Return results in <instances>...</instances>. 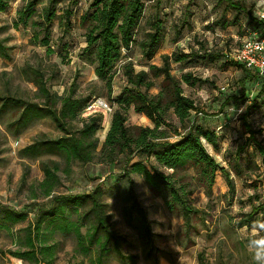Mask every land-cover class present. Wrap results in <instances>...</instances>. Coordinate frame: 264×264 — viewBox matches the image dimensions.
Listing matches in <instances>:
<instances>
[{"label": "trees", "instance_id": "1", "mask_svg": "<svg viewBox=\"0 0 264 264\" xmlns=\"http://www.w3.org/2000/svg\"><path fill=\"white\" fill-rule=\"evenodd\" d=\"M14 1L0 0V12H6ZM39 1H26L18 9L12 27L17 30L21 27L30 28V43H41L47 47L46 55L51 56L55 53L51 47L54 21H58L61 31L58 40L61 44L63 37L74 27L75 10L68 6L58 13L56 7L64 0H47V5L38 11L36 6ZM219 2H227L228 8L235 12L233 19L246 12L252 28L259 29L252 8L238 1ZM144 7L143 0H91L77 19L84 30L86 43L80 56L95 64V74L106 83L109 92L112 91L111 85L119 66L127 79V86L114 101L118 107L100 149L98 132L102 129L103 117L94 115L81 119L92 96L78 95L74 82L63 94L53 92L47 86L49 77L41 67L27 64L20 72L22 78L37 88L34 92L37 102L12 91L8 81L4 90L0 89V117L11 114L10 127L16 133L45 118H50L61 131L62 135L57 138L34 141L24 149L26 154L58 156L67 167L73 162H96L108 166L123 157L124 175L128 179L134 174L141 176L154 194L163 197L168 211L183 218V229L185 233L191 234L199 231L193 220L198 216L204 220L206 217L203 210L194 206L192 196L199 190H203L207 196L211 195L218 173L222 174L232 194L235 192L232 174L243 177L246 171L257 172L256 177L264 181V145L256 141L259 132L245 124V133L249 135L247 142L237 148L226 168L216 161L206 147L207 144L219 150L220 137L215 129L192 124L178 140L170 139L171 132L178 135L173 118L185 126L193 112L203 113L196 102L184 93L183 84L195 86L208 82L192 72L176 77L172 74L173 64L190 65L200 59L215 63L222 58V54L210 52L204 44L199 43L198 50L192 48L189 53L164 55L161 65L151 64L148 70L136 71L130 61L124 60L123 55L130 52L137 42L136 35L144 18ZM187 23L185 19L183 26L176 30L175 39L181 35ZM148 24L149 31L138 44L142 56L152 60L162 44L166 28L159 14L152 16ZM218 25L224 28L236 25V21L226 23V18H221ZM261 34L264 35L263 28ZM62 48H66L65 44ZM11 51L7 39L0 38V58L10 59ZM230 65L242 70L240 81L243 85L250 79L261 80L259 95L264 94V77L229 59L223 67ZM160 78L158 92L150 94V90L156 87V80ZM232 100L244 101L245 98L231 96L221 109ZM131 107L135 113L147 117L153 127L128 125L127 113ZM251 143H255V149L262 157L261 165L249 154H244ZM135 157H145L146 162H134ZM60 167L59 161L41 163L44 179L30 197L33 201L31 207L35 208L34 220H28L27 212L0 203V243L4 239L9 243L5 250L0 249V260L9 256L28 264H56L68 240L73 245V256L81 257L88 264H109L113 255L121 261L135 259V256L124 253V237L112 227V214L103 199L102 184H97L89 192L59 193L56 187L60 183ZM65 172L68 174L70 170L66 169ZM256 200L258 204L253 205L249 213L242 214L237 227L251 226L256 215L264 211V195H257ZM21 222L26 224L17 228ZM199 257L203 261L202 254Z\"/></svg>", "mask_w": 264, "mask_h": 264}, {"label": "rangeland", "instance_id": "2", "mask_svg": "<svg viewBox=\"0 0 264 264\" xmlns=\"http://www.w3.org/2000/svg\"><path fill=\"white\" fill-rule=\"evenodd\" d=\"M28 0H15L6 12H0V38L7 39L12 47L11 58H0V89L4 90L10 81V88L19 94L30 97L33 101L37 88L21 77V69L27 64L41 67L49 77L47 86L53 92L63 94L74 82L76 93L81 96L91 95V101L96 98L104 99L112 111L103 109H84L81 119L101 115L102 129L98 132L99 148L104 142L110 127L113 113L117 109L115 99L127 86L121 66L113 79L111 89L95 74V64L89 63L80 56L86 46L84 30L78 23V18L86 10L91 0H64L57 5L58 13L66 7L75 10L74 27L63 37L59 44L61 31L58 21L52 26L51 47L55 53L47 56V47L31 44L32 30L30 28L14 29L13 21L17 11ZM244 3L252 11L257 9L256 0H232ZM144 18L137 31L132 50L124 53L125 61H130L136 71L148 70L149 65L162 64V56L173 52H191L192 48L199 49V43L204 44L211 52H219L222 58L215 63L205 59L190 65L173 64L172 74L180 78L183 73L192 72L195 76L207 79L205 84L188 86L183 84L184 93L193 99L203 113L193 112L181 126L177 119L172 122L177 133L171 132V140H178L181 134L194 125H202L215 129L220 137L218 151L206 144L208 151L216 161L228 168L229 160L233 158L237 148L246 143L249 137L245 133V124L258 131L256 141L264 145V94L259 95L262 81L256 78L247 80L243 85L240 79L242 70L227 62L229 53L236 49L252 29L247 13L239 14L228 8L227 2L219 0H143ZM47 5V0L38 2L36 8L41 11ZM159 14L164 21L165 34L160 48L152 60H147L141 54L138 42L149 31V20ZM221 18L226 23L236 21V25L222 27L218 25ZM181 35L175 39L176 30L183 26ZM4 28V29H2ZM66 48H62V45ZM162 78L156 80V87L150 94L158 92ZM244 96L245 100H232L231 97ZM128 125L150 126L152 122L144 115L137 114L131 107L128 110ZM219 114V115H215ZM11 114L0 117V203L8 204L14 209L27 212L28 220H34L35 208L31 207L32 191L38 188L44 179L41 163L54 160L61 163L58 173L60 183L56 187L59 193L89 192L97 184L104 188L103 199L108 204L112 214L111 224L117 234L124 237L123 251L135 259L121 261L116 256L110 258L109 264H254L248 250V241L253 237L256 224L264 223V211L256 215V220L249 227L239 228L237 222L242 214L249 213L253 205L259 201L256 196L264 195V181L257 178V172L246 171L243 177L232 174L235 192L232 194L221 173L217 174L212 194L207 196L203 190L192 196L196 208L203 210L205 220L196 217L193 221L199 231L185 233L182 217L172 214L165 206L162 196L152 192L144 179L139 175H131L128 179L123 173L124 158L112 165H101L96 162L81 164L71 163L68 167L58 156L24 153V149L40 138L54 139L62 135L50 118H45L16 133L10 127ZM81 119H79L81 121ZM244 154L258 161L262 157L255 149V143L248 144ZM144 161L145 157H135L134 162ZM70 172L67 174L65 170ZM167 195L166 192H163ZM263 197L260 198V201ZM145 215L146 217H144ZM26 222L16 227L24 226ZM264 236V230H258ZM258 238V237H255ZM8 241L0 243V249H6ZM73 245L66 241L65 250L60 253L56 264H88L79 256H73ZM202 254V260L199 257ZM0 264H28L15 258L5 256Z\"/></svg>", "mask_w": 264, "mask_h": 264}, {"label": "built area", "instance_id": "3", "mask_svg": "<svg viewBox=\"0 0 264 264\" xmlns=\"http://www.w3.org/2000/svg\"><path fill=\"white\" fill-rule=\"evenodd\" d=\"M258 2V4H257ZM257 9L254 10V17L257 19L259 29H251L244 37L241 45L228 55V59L255 71L259 76L264 77V0H256ZM103 109L111 112V106L102 98L94 99L87 105L88 110L92 108Z\"/></svg>", "mask_w": 264, "mask_h": 264}, {"label": "clouds", "instance_id": "4", "mask_svg": "<svg viewBox=\"0 0 264 264\" xmlns=\"http://www.w3.org/2000/svg\"><path fill=\"white\" fill-rule=\"evenodd\" d=\"M258 230H264V223L258 222L253 228L254 238L248 241V250L251 253L254 264H264V236H260Z\"/></svg>", "mask_w": 264, "mask_h": 264}]
</instances>
